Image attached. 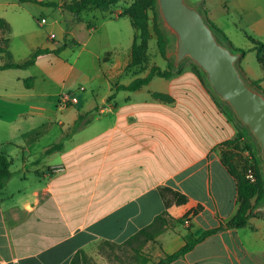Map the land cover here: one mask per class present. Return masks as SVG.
Returning <instances> with one entry per match:
<instances>
[{
  "label": "crops",
  "instance_id": "obj_1",
  "mask_svg": "<svg viewBox=\"0 0 264 264\" xmlns=\"http://www.w3.org/2000/svg\"><path fill=\"white\" fill-rule=\"evenodd\" d=\"M216 1L224 6L228 24L251 43L244 49L257 53L262 75L253 80L239 61L241 69L264 88V63L251 49V38L264 39V1ZM201 2L207 17L225 32L223 22L213 16L212 0ZM29 5L35 2L0 0V16L11 25L8 49L14 62L28 59L39 48L56 50L35 37L28 16L35 9ZM14 21L22 23L20 28L14 29ZM15 33H20L21 44L14 42ZM4 35L0 30V45ZM46 55L53 56L43 71L48 78L39 79L35 66ZM109 60L107 56V64ZM7 61L6 53L0 52V65ZM130 61L131 52L125 70ZM76 63L77 58L70 62L50 52L26 69L0 70V148L16 144L23 154L21 159L11 158V170L19 160L12 170L18 173L1 195L0 264H70L79 250L105 264L102 243H124L160 214L167 218L165 229L145 245L157 244L159 260L184 246L192 235L223 227L169 264H264V214H254L241 227L229 226L239 209L238 187L223 154L238 127L192 69L170 79L154 76L133 91L120 86L135 78L116 84V92L110 88L100 102L81 97L85 102L79 113H98L86 120L93 130L82 139L70 136L62 150L45 155L50 145L35 150V119L48 117L60 105L62 91L77 76ZM61 71L64 74L56 76ZM155 77L165 80L159 90L150 89ZM155 93L168 94L172 100ZM81 98L60 107L80 104ZM200 204L203 209L190 221L181 220Z\"/></svg>",
  "mask_w": 264,
  "mask_h": 264
},
{
  "label": "rangeland",
  "instance_id": "obj_2",
  "mask_svg": "<svg viewBox=\"0 0 264 264\" xmlns=\"http://www.w3.org/2000/svg\"><path fill=\"white\" fill-rule=\"evenodd\" d=\"M133 1L134 0H120L119 3L112 8L113 13L103 12L98 8H91L80 13L71 14L72 12L70 10L45 6L39 3L27 6L34 7L35 9L31 11L33 15L28 14L35 29V37L40 40L41 38L46 40V44L50 47L60 49V53L55 54L64 60H70V62H72L77 58V63L75 64L77 76L75 74V77L70 79L68 85H66L61 94L73 92L78 98L84 97L85 99L87 96L90 100L92 99L93 101L97 100V102H100L101 97L106 92H109L110 88L114 87L113 91L116 92V84H126L137 76H145L144 72L136 74L135 71L125 70V65L130 58L136 30L132 26L128 16L119 17L117 14H122L121 9L123 10L124 7L130 5ZM201 1L203 0H191L202 12L201 8L203 7ZM228 5L230 6L229 3ZM224 9V6H221L216 0H212L213 16L215 18H220L221 22H223L225 32L231 39L232 45L237 49L248 48L247 46L251 43L244 33L236 32L235 29L228 24ZM23 13H25V11ZM42 18L46 19V23H42ZM14 24V29L16 30V28H20L22 23L17 24L16 21H14ZM91 27L95 30L94 32ZM151 27L153 28V20H151ZM51 34H55V37L51 38ZM154 35L155 37L149 41L147 66L151 67L153 65H158L163 69L168 67L174 69L175 65L170 35L168 34L169 45L166 58L162 57L160 54L156 33H154ZM21 38L20 33H15L13 35L14 42H19L21 44ZM261 41H264V39ZM36 42L37 40L35 39V43ZM85 43H87V46L83 48V44ZM98 53H100V57L96 56ZM107 56H110L109 64H107L108 62L106 61ZM49 57L52 58L53 56H43L35 66V76H38L39 79L42 77L45 79L48 78L46 75H43V71L50 65L48 64ZM240 63H242V66L247 70L250 78L259 80L262 73L255 51L248 52L245 57L241 58ZM183 67L184 69H192L196 72L200 69L191 59L186 60ZM63 74V71H61V74L56 73V76ZM164 85V78L155 77L150 85V89L159 90ZM81 87H83V89H79ZM40 88L41 85L40 87L38 86L37 89ZM84 99L81 98L80 104H74L65 109L61 108L59 104H56L48 117H42L40 115L35 119V142H33L35 143V150H40L44 146H51L62 141L65 142L70 136H73L75 139H82L88 131L93 130V128L87 126L86 120L89 118L93 119L98 113H96V111H93V113H79V110L82 108L81 105L85 102ZM60 121L70 122L71 125L62 126ZM71 121L73 123H71ZM233 121L238 127L239 125L236 121ZM2 135L3 134H1V136ZM18 140L19 139H16V142H18ZM5 152L11 155H9L10 158L19 156L21 159L23 155L21 149L16 144H9L4 148L2 146L0 148V153ZM237 153L239 154H237L234 162L241 168L246 158L250 156L249 151H242V149L239 148ZM43 154L45 155V153ZM17 164H19V160H15V165L12 170H15ZM17 173L18 172L15 171L13 175L16 176ZM14 181L16 182L17 180L15 179ZM14 181L12 185L15 184ZM3 192L4 190L0 192V195H2ZM137 244L138 243L135 241L132 243H102L100 246V251L103 254L102 261L105 262V264H128L134 262L136 259L133 246ZM141 251L146 255H151V264L158 262L160 255L158 253L159 249L157 248V244H148L144 246ZM91 261L92 264L97 263L93 258H91Z\"/></svg>",
  "mask_w": 264,
  "mask_h": 264
},
{
  "label": "trees",
  "instance_id": "obj_3",
  "mask_svg": "<svg viewBox=\"0 0 264 264\" xmlns=\"http://www.w3.org/2000/svg\"><path fill=\"white\" fill-rule=\"evenodd\" d=\"M22 2L33 1L42 5L61 7L67 10H70L73 13H80L84 10L91 8H98L103 12H112V8L119 3L120 0H62L60 2H44L40 0H20ZM202 9L203 14L207 17L206 12ZM113 13V12H112ZM121 16H128L131 20L132 26L136 30V36L131 47V61L126 67V71H135V73L146 72L149 70L146 76L140 77L137 76L130 84L121 85L120 89L125 90H138L141 87L150 83L154 76H162L166 79L172 78L176 74L183 72L184 67L180 69L166 68L163 69L158 65L147 66L148 65V54L147 50L149 47V41L155 37L160 54L162 57L166 58L168 55V45L169 39L166 30L164 29L161 21V16L158 10V0H134L130 5L124 7L122 10ZM151 20H153V28L151 27ZM207 20L211 26L225 39L227 40L234 51L242 52L244 56L248 50L247 49H237L235 48L225 32L219 28L211 19L207 17ZM0 30L5 34L1 39L0 52H5L7 55L8 61L0 65V70L7 68H21L26 69L36 63L37 58L46 53L54 52L58 54L60 49L51 51L48 48H39L35 50L28 59L22 62H14L12 60V54L9 51V42H10V32L11 25L10 23L2 16H0ZM154 31V32H153ZM251 40L254 43V46L251 49L258 51V59L261 63H264V42L255 41L253 38ZM249 49V50H251ZM240 61V60H239ZM196 64V63H195ZM175 65V63H174ZM197 65V64H196ZM198 66V65H197ZM240 66V64H239ZM200 68V67H199ZM199 76L202 82L208 87L204 74L201 69H198ZM31 80V79H30ZM30 80H27V83H30ZM250 80V79H249ZM251 81V80H250ZM257 88L264 91V88L260 85L258 81H251ZM209 88V87H208ZM210 90V89H209ZM114 95H111L109 98L112 99ZM157 98L162 100L171 101L172 97L165 93H155L154 95ZM215 97V96H214ZM215 101L218 105L224 108L227 115L231 120L233 118L232 112L229 107L223 104L219 99L215 97ZM239 125V124H238ZM240 126V125H239ZM238 126V132L233 139H230L226 142L229 145V149L223 154V163L227 166L230 173L235 176L237 179L238 187V200H239V209L233 219L230 221V227H241L243 226L255 213L254 209L264 201V176L262 173V167L260 160L256 152V144L252 136L249 134L248 130L245 127ZM247 139V140H246ZM64 148V142H59L54 145H51L45 152V154H50ZM242 149L249 151V157L246 158L244 165L239 168L234 162L237 157V150ZM12 164V159L7 156L5 153H0V192L4 189L10 178L13 176V171L10 166ZM249 167H253L256 173V181H251L247 178V170ZM255 200V201H254ZM3 198L0 195V206L2 204ZM185 201H179L182 203ZM203 209V206L200 204L195 209L187 213L181 220L185 218L187 221H190V218L193 215L198 214ZM167 224V218L165 215H158L154 222L141 229L139 232L131 236L126 243H132L133 241L137 242L136 246H133L135 253V261L128 264H148L151 259L148 255L142 253V248L149 241H155L157 236L163 232ZM223 227L213 228L202 232L199 236L192 235L189 238L184 246L179 248L173 253L166 254L165 257L161 258L158 262L154 264H169L181 256H184L187 252L192 250L194 246L204 240L209 235L217 232ZM124 242V243H125ZM104 243H112L106 241ZM91 256H89L84 250L77 251L70 264H92ZM99 264V263H96Z\"/></svg>",
  "mask_w": 264,
  "mask_h": 264
},
{
  "label": "water",
  "instance_id": "obj_4",
  "mask_svg": "<svg viewBox=\"0 0 264 264\" xmlns=\"http://www.w3.org/2000/svg\"><path fill=\"white\" fill-rule=\"evenodd\" d=\"M158 10L172 41L176 69L188 59L200 67L213 95L254 139L264 176V91L239 66L242 52L234 51L191 0H158ZM254 212L264 214V201Z\"/></svg>",
  "mask_w": 264,
  "mask_h": 264
},
{
  "label": "built area",
  "instance_id": "obj_5",
  "mask_svg": "<svg viewBox=\"0 0 264 264\" xmlns=\"http://www.w3.org/2000/svg\"><path fill=\"white\" fill-rule=\"evenodd\" d=\"M41 21L45 23L46 19L42 18ZM50 37L54 38L55 34H51ZM81 89H83V87ZM76 102H78V98L72 95L71 93L60 95V106H66L69 103H76ZM247 178L251 181H256L257 177H256V173L253 167H249V169L247 170Z\"/></svg>",
  "mask_w": 264,
  "mask_h": 264
}]
</instances>
